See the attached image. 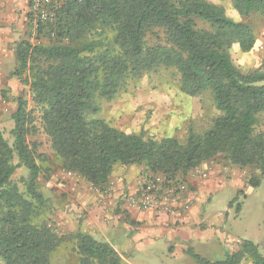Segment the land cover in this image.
Listing matches in <instances>:
<instances>
[{
    "label": "trees",
    "instance_id": "1",
    "mask_svg": "<svg viewBox=\"0 0 264 264\" xmlns=\"http://www.w3.org/2000/svg\"><path fill=\"white\" fill-rule=\"evenodd\" d=\"M229 1L240 17L264 22V0ZM55 8L35 31L36 42L26 37L14 50L12 76L28 88L30 102L17 99L10 140L0 130L1 263L51 264V254L68 242L74 264H127L108 243L79 230L61 236L48 223L39 185L45 156L28 139L39 131L61 170L101 192L116 166L174 180L216 159L251 171L247 186L261 185L264 71H243L230 55L233 45L244 53L254 48L249 21L228 18L211 0H60ZM162 71L176 78L182 94L211 96L217 116L203 133L191 131L185 142L156 140L97 118L102 101ZM21 167L28 172L23 190L13 181ZM186 253L197 264H264L258 246L246 240L220 261Z\"/></svg>",
    "mask_w": 264,
    "mask_h": 264
},
{
    "label": "crops",
    "instance_id": "2",
    "mask_svg": "<svg viewBox=\"0 0 264 264\" xmlns=\"http://www.w3.org/2000/svg\"><path fill=\"white\" fill-rule=\"evenodd\" d=\"M30 19L29 0H0V88L14 87L18 82L12 76L16 66L14 50L26 34ZM11 106L12 112L15 111ZM141 168L121 166V172L111 175L106 191L102 192L84 180L65 179V184L55 187L57 196L62 195L61 215L56 213L55 217L61 216L68 224H64L65 230H79L96 241L108 243L127 264H150L154 257L162 264H194L186 253L188 250L195 254L198 250L199 256L215 262L226 253L238 251L240 242L246 239L229 238L224 229L228 212L214 209L210 202L215 188L225 185L236 196L247 191L250 187L245 171L219 159L202 164L200 168L207 171L206 178L188 175L183 180L193 196L191 208L182 215L156 216L131 212L125 206V199L138 188ZM237 205L236 213L241 208L240 203ZM233 206L234 203L229 208ZM246 241L258 246L252 240Z\"/></svg>",
    "mask_w": 264,
    "mask_h": 264
},
{
    "label": "rangeland",
    "instance_id": "3",
    "mask_svg": "<svg viewBox=\"0 0 264 264\" xmlns=\"http://www.w3.org/2000/svg\"><path fill=\"white\" fill-rule=\"evenodd\" d=\"M211 2L223 7L228 18L237 22L249 21L256 31L257 41L250 52L244 53L240 51L237 45L232 46L230 55L234 64L243 71L254 69L264 71V22L255 17L248 20L240 17L229 0H211ZM26 37L32 43L36 42V35L29 27L22 39ZM38 42H44V40L38 39ZM17 81L14 87L11 85L10 87L0 88V130L3 132L4 137L9 140V131L12 127L11 115L14 112H12L11 105L16 109L17 99L30 102L28 88L22 85L19 80ZM12 91L14 95H12ZM8 99L11 101H8ZM216 116L217 111L209 94L205 93L190 98L180 92L175 77L169 72L162 71L156 75L144 76L135 84H130L126 92L119 94L112 101H102L101 112L97 118L105 119L124 132L141 133L146 138L160 140L174 137L181 142H185L191 131L201 134L209 128ZM257 131L264 132V114L260 116ZM28 139L31 142L35 141L38 144V151L45 156L43 167L46 169L39 177L40 191L49 205L48 209L44 210V216L57 234L69 237L76 231L65 230L68 224L61 220V216L60 219L55 217L56 213L58 214L60 211L59 206L62 202V195L57 196L58 193L55 191V187L58 184H65V179L80 180L81 178L61 170L50 149L47 138L41 131L29 136ZM141 169V176L148 174L143 168ZM240 170L245 171L247 176L252 173L249 170ZM120 172L121 166H116L112 174L116 176ZM27 174V170L21 167L16 170L13 176V181L19 185L21 190L24 188L22 180L27 177ZM184 179L179 178L172 181L180 183ZM91 187L95 189L93 186ZM234 198H237L238 201L234 202L232 208H229L228 203ZM237 203L241 204L238 213L235 210ZM210 204L214 209L228 212L224 229L229 238L238 241L242 239L252 240L258 244L259 252L264 256V178H262L259 187H250L238 196L227 185L218 189L215 188L211 194ZM59 215L61 214L59 213ZM196 252L197 255L200 254L198 250ZM74 257L70 244L66 242L65 246L51 254L50 262L51 264H74ZM190 259L192 263L197 264L192 258ZM160 262L161 260L156 257L150 260V264H162ZM0 264L3 263L0 262ZM242 264L252 263L247 260Z\"/></svg>",
    "mask_w": 264,
    "mask_h": 264
},
{
    "label": "built area",
    "instance_id": "4",
    "mask_svg": "<svg viewBox=\"0 0 264 264\" xmlns=\"http://www.w3.org/2000/svg\"><path fill=\"white\" fill-rule=\"evenodd\" d=\"M60 0H29L30 24L33 34L40 24L51 21ZM71 174V173H69ZM190 176L207 177V171L197 167ZM187 183L167 180L161 175L143 174L134 194L125 199L131 212H149L156 216L186 213L193 203Z\"/></svg>",
    "mask_w": 264,
    "mask_h": 264
}]
</instances>
